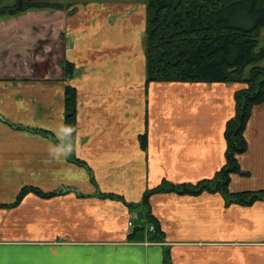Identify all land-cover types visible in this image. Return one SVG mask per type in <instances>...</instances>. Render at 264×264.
I'll use <instances>...</instances> for the list:
<instances>
[{
    "label": "crops",
    "instance_id": "0c3cea01",
    "mask_svg": "<svg viewBox=\"0 0 264 264\" xmlns=\"http://www.w3.org/2000/svg\"><path fill=\"white\" fill-rule=\"evenodd\" d=\"M37 13L42 22L0 18V264H264V200L227 204L221 192H155L148 202L163 239L150 234L143 203L163 181L197 182L221 169L226 123L242 85L201 83V104L187 105L193 96L173 89L180 83L145 89L134 65L145 67L143 48L127 70L124 62L123 69L111 64L109 76L74 43L68 49L76 51L65 55V47L57 64L35 69L24 36L44 23L45 12ZM77 13L65 23L75 39L87 32L77 28ZM66 59L75 65L73 78ZM68 84L78 93L74 152L87 165L69 157ZM245 136L249 147L238 158L247 174H231L232 191L264 188V101L253 107ZM25 186L50 195L31 191L18 199Z\"/></svg>",
    "mask_w": 264,
    "mask_h": 264
},
{
    "label": "trees",
    "instance_id": "16d2710c",
    "mask_svg": "<svg viewBox=\"0 0 264 264\" xmlns=\"http://www.w3.org/2000/svg\"><path fill=\"white\" fill-rule=\"evenodd\" d=\"M0 0V16L11 17L29 9L68 8L60 0ZM146 69L147 84L151 81H205L247 83L236 91V112L227 121L226 162L213 177L197 182L163 181L149 189L143 198L146 214L155 223L153 238L163 239L160 223L151 213L148 199L160 191L199 194L203 191L221 192L227 202L251 205L264 200V188L232 191L229 182L232 173L247 174L238 155L248 149L245 136L253 107L264 101V48H258L264 28V0H147ZM65 62V63H64ZM66 75L74 72V63L64 61ZM252 65L247 74L245 69ZM78 93L73 85L65 86V139L70 160L87 165L76 157L74 144L77 135ZM42 133L52 135L46 130ZM146 147L147 136H141ZM29 191L49 196L36 187L25 186L21 199ZM105 196L121 197L107 193ZM166 262L170 254L166 249Z\"/></svg>",
    "mask_w": 264,
    "mask_h": 264
},
{
    "label": "rangeland",
    "instance_id": "374dc122",
    "mask_svg": "<svg viewBox=\"0 0 264 264\" xmlns=\"http://www.w3.org/2000/svg\"><path fill=\"white\" fill-rule=\"evenodd\" d=\"M13 1L14 0H2L1 2L11 3ZM60 1H63L64 3L66 2L68 8L66 7V8H56V9H29L28 11L23 12L21 14L11 16V17H21L20 21L23 23L21 25H25L26 23H31V20H33L34 22H42L41 16L43 13H37V12L38 11L45 12L44 23L43 24L40 23L38 24V26L36 25L37 27L29 28L30 32L28 36L26 35L24 36V38H26L25 40L29 43L28 45L29 51L27 56L30 58V61H33L34 63L33 67L35 69L36 67L41 65L42 62L43 63L51 62L52 64H54L56 60L59 59L58 57L60 55L61 56L64 55L63 50L66 47L67 49L65 55L68 54V51L74 52L76 50L77 53L79 54L80 52L86 53L88 54L89 59H91L94 62L95 61L99 62L98 72L101 71L104 75L109 76V74L111 75L115 71L110 68L112 66L111 64L115 62L117 68L120 69L122 68L121 67V65L123 64L122 62H124L126 67L122 69L123 71H125L128 69L130 65L129 61L132 60L133 55L136 53L141 54L142 48L143 51H145L147 0H60ZM76 13L78 18L77 28L79 29L83 24V26H85L87 30V32L82 31L79 37L77 36V39H75L76 35L75 36L73 34L71 35V33L65 30L66 15H75ZM11 17L0 16V18L3 19H7ZM123 33L124 35L122 36ZM120 34L121 36L118 37ZM67 35H70L72 39L67 38ZM88 36L91 37L94 36V40L89 39ZM259 39L260 40L257 50H259L260 48H264V28L261 31ZM58 42L62 47L60 49ZM73 43L74 45H77L76 50L75 48L68 49L69 46L71 45L73 46ZM86 43L88 45H92V48L87 47ZM57 52H59L60 54ZM145 53L146 52H144L142 56L145 57L144 60L146 64ZM80 58H82V56ZM113 58H115V60ZM117 58L120 59L119 64L117 63ZM66 61L68 62L69 60L66 59ZM134 63H135L134 65L136 69V75L143 78L145 77L147 78L146 65L144 67L142 62L137 60L134 61ZM259 65L264 67V59L259 62ZM26 68L28 67L26 66ZM251 68L252 65H249L245 69L247 74L249 73ZM78 72H80V68H78ZM74 74H75V65H74V72L72 71L69 77L73 78ZM85 79L86 77H84L83 80H78V82L86 83ZM134 82L135 81H131L130 83H134ZM152 82L180 83L181 86L183 87H177L173 89L175 90V92L179 91L181 93H184L186 89L187 96L188 97L193 96L191 102H187V105H193L196 103L201 104V83H207L205 81H194V82L193 81H151L148 84L146 82L145 89H147L149 87L148 85H150ZM208 83H215V82H208ZM224 83H239L242 85L241 88L247 86V83L243 81L224 82ZM138 84L139 81L137 80L135 86L137 87ZM129 85H130L129 83L126 84V86ZM135 86H132V88H134ZM168 87H169L168 85H165L163 89H167ZM235 96H236V92L234 97ZM150 234L153 235V233L151 232Z\"/></svg>",
    "mask_w": 264,
    "mask_h": 264
},
{
    "label": "built area",
    "instance_id": "2783aa9c",
    "mask_svg": "<svg viewBox=\"0 0 264 264\" xmlns=\"http://www.w3.org/2000/svg\"><path fill=\"white\" fill-rule=\"evenodd\" d=\"M155 229V225L154 224H151L150 225V230H154Z\"/></svg>",
    "mask_w": 264,
    "mask_h": 264
}]
</instances>
